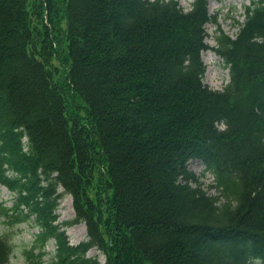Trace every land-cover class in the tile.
Instances as JSON below:
<instances>
[{
  "label": "trees",
  "instance_id": "trees-1",
  "mask_svg": "<svg viewBox=\"0 0 264 264\" xmlns=\"http://www.w3.org/2000/svg\"><path fill=\"white\" fill-rule=\"evenodd\" d=\"M211 21L208 0H0V220L36 228L23 264H100L92 248L104 264H264V0L215 47ZM209 48L221 90L203 81ZM14 248L0 235V264Z\"/></svg>",
  "mask_w": 264,
  "mask_h": 264
},
{
  "label": "rangeland",
  "instance_id": "rangeland-1",
  "mask_svg": "<svg viewBox=\"0 0 264 264\" xmlns=\"http://www.w3.org/2000/svg\"><path fill=\"white\" fill-rule=\"evenodd\" d=\"M178 1L184 10H187L192 2V0ZM250 3L251 0H208L209 14L211 16L215 15L216 22L211 21L205 25V42L210 47L216 46L218 27L230 37L234 38L239 29L235 22L243 21L244 7ZM201 58L206 66L203 80L204 84L213 90H221L229 81L228 67L224 64L223 59H221L212 49L203 51ZM81 104L84 105V101L81 100ZM81 112L82 111L79 113L81 114ZM188 169L192 172L199 173V171L203 169V164L198 160H192L188 163ZM211 179L212 178L209 175H206L201 179V182L204 183V187H207L208 183L211 182ZM62 190V188H59V191ZM209 193L215 194L217 192L214 189H211L209 190ZM11 198L12 194L5 187L0 185V201H4L6 204L10 205ZM56 213L58 215V223L62 224L64 221L73 219V202L69 194H63ZM65 229L68 241L71 245H77L80 241L86 240V227L83 222L66 227ZM35 232L36 228L29 224L21 223L17 226H9L0 220V235L9 238L15 247L10 260L6 264H23V259L20 256L18 248L21 245L29 243ZM54 249L55 246L53 240L48 241L45 246V251L47 252V255L45 256L46 259L53 256ZM86 256L97 257L99 263L104 264L105 256L95 248L88 250Z\"/></svg>",
  "mask_w": 264,
  "mask_h": 264
}]
</instances>
